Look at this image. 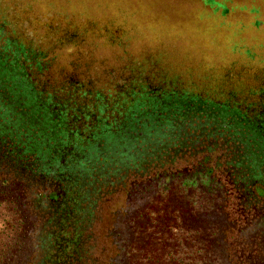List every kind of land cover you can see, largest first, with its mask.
Listing matches in <instances>:
<instances>
[{"label": "trees", "instance_id": "trees-1", "mask_svg": "<svg viewBox=\"0 0 264 264\" xmlns=\"http://www.w3.org/2000/svg\"><path fill=\"white\" fill-rule=\"evenodd\" d=\"M1 36L0 264H133L148 228L161 264H264V101L126 68L50 81ZM214 153L211 169L178 167Z\"/></svg>", "mask_w": 264, "mask_h": 264}, {"label": "rangeland", "instance_id": "rangeland-1", "mask_svg": "<svg viewBox=\"0 0 264 264\" xmlns=\"http://www.w3.org/2000/svg\"><path fill=\"white\" fill-rule=\"evenodd\" d=\"M0 34L25 51L31 67L44 57L41 69L50 81L59 73L95 76L126 68L152 85L220 102L264 101V0H0ZM216 155L186 158L178 167L211 169ZM146 232L155 237L131 248L133 264H161L166 248L159 232ZM115 252L110 248L109 257Z\"/></svg>", "mask_w": 264, "mask_h": 264}, {"label": "flooded vegetation", "instance_id": "flooded-vegetation-1", "mask_svg": "<svg viewBox=\"0 0 264 264\" xmlns=\"http://www.w3.org/2000/svg\"><path fill=\"white\" fill-rule=\"evenodd\" d=\"M123 249V248H122ZM122 251V250H121ZM121 264V261L119 262Z\"/></svg>", "mask_w": 264, "mask_h": 264}]
</instances>
